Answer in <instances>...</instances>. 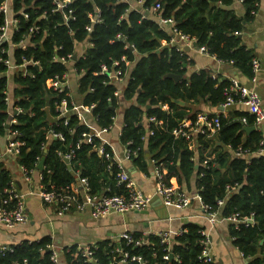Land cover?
Listing matches in <instances>:
<instances>
[{"label":"trees","instance_id":"obj_1","mask_svg":"<svg viewBox=\"0 0 264 264\" xmlns=\"http://www.w3.org/2000/svg\"><path fill=\"white\" fill-rule=\"evenodd\" d=\"M234 1L70 0L62 9L59 5L66 0H9L8 15L20 22L9 32L10 43L4 45L7 55L0 47V59L8 58L17 66L26 62L27 75L8 73L0 61V135L7 133L12 109L5 103L8 91L15 99L14 106L24 111L12 127L24 143L16 159L18 168L22 165L34 170L44 158L41 172L49 188L70 186L80 177L87 180L91 195L125 194V186L117 182L116 165L110 166L113 161L99 157L94 150L100 140L96 139L93 145L80 142L83 133L92 131L88 122L73 111L64 125L56 107L64 100H68L69 106L72 100L85 107L94 106L92 119L99 129L113 125L112 119L120 109L123 126L118 139L123 146L131 143L128 148L138 149L131 162L133 167L149 174L152 166L160 165L168 170L171 185H181L183 179L195 175L198 195L208 212H220L222 218L236 214L240 219L253 218V224L233 223L230 235L248 264H264V156L254 154L263 137L258 131L247 133L241 121L246 118L248 126H254L255 116L239 109L231 110L227 116L211 114L218 115L221 123L214 136L198 134L190 140L175 136L174 130L183 121L195 123L198 118L199 112L192 113L190 104L204 102L221 107L231 82L222 76L214 78L206 69L188 75L187 67L192 64L189 55L170 46L169 27L160 26L152 12L160 3L159 15L172 19L179 32L196 40V47H204L211 56L252 80L257 54L245 44L243 35L254 22L256 5L262 0H243L244 16L232 9ZM25 14L29 19L24 18ZM2 23L0 15V26ZM31 28H38V32L27 37ZM23 39L26 48L20 44ZM75 54L77 59L72 60ZM116 61L120 62L124 77L129 74L122 89L118 83L106 84L100 74L102 65L112 68ZM71 73L79 77V102L73 93L68 97V91L57 94L51 87L54 78ZM170 74L181 79L175 81L168 77ZM118 90L121 94L115 97ZM173 100L186 105L180 106ZM165 106L168 110L163 109ZM51 131L62 133L65 141L51 139ZM239 148L249 150L250 154L237 157ZM72 150L75 159L69 167L60 153ZM109 153L113 156L112 148ZM8 163L7 158L0 160V208L7 198L5 190L13 181ZM220 201L224 202L223 207ZM203 230L195 224L183 227L182 235L173 240L174 259L168 263L205 264L199 260ZM130 233L133 239L143 238L147 243L139 247L122 241L131 255L141 256L147 264L167 263L162 259L164 245L158 236ZM79 245L60 248L51 237L26 240L11 245L12 250L0 252V264H53L50 246L59 249L64 264L112 263V240L95 244L94 262L82 256Z\"/></svg>","mask_w":264,"mask_h":264},{"label":"built area","instance_id":"obj_2","mask_svg":"<svg viewBox=\"0 0 264 264\" xmlns=\"http://www.w3.org/2000/svg\"><path fill=\"white\" fill-rule=\"evenodd\" d=\"M8 2L9 0H3L2 4L0 5V15L3 16V23L0 26V47L2 49L1 52L3 54L5 53L6 55L7 51L5 50L4 45L10 43L9 32L20 22L19 18L8 15ZM241 2L243 3V0H241ZM69 3L70 0H66V3L59 5V7L64 9ZM161 8V4L158 3L155 5V7L152 8V12L153 14H155V16H157V21L160 26L169 27L168 30L172 34L170 46L176 48L177 51L180 52L186 51L185 49H191L192 46L194 47L196 40L179 32L175 28V22L172 19L162 18L159 15V11L161 10ZM24 18L29 19L28 14H25ZM97 22H99V20H97ZM14 30L17 31L18 28ZM37 32L38 28H31L27 37L34 36L33 34ZM26 38L24 37V39ZM24 39L20 44L23 45V48H26V46L24 45ZM196 48L199 52L210 55L204 47ZM71 59L73 60V58ZM63 60L65 61V59ZM0 61L3 62V64L7 67L8 73L13 72L14 74H16L18 72H21L23 76L27 75L26 62H24L23 65L17 66L14 65L8 58H1ZM123 61H126V59L124 58ZM218 61L221 64H225V62L221 60ZM34 65L37 66L36 63H34ZM119 65L120 62L116 61L113 63L112 68L106 65L101 66L100 74L105 77L106 84L119 83L125 79V73L122 71ZM253 70L255 74L260 70V62L257 58L253 60ZM69 76L70 74H65L62 78H59L58 76L54 78V80H52L51 82L52 90H54L57 94H63L68 91L69 94L67 95L68 97H71L72 95H70L71 93L69 91ZM213 76L214 78H216L219 75L213 74ZM230 82L231 83L229 88L226 89V100L221 107L226 109L238 105L239 107L244 108L246 112L255 116L256 122L254 126L258 128V126L264 120V108L261 96L256 91L243 86L237 79H230ZM120 94L121 92H119L118 90L114 95L115 97H118ZM14 102L15 99L10 96V93L8 91H5V103L12 109L10 111V118L6 127L7 133L6 135H4L6 136V148L4 152H0V160L3 158H15L16 160L17 156L21 152V148L24 146V143L18 139L19 132L12 128L13 126L18 124V118L22 113H24V111L22 108L14 106ZM56 109L59 113V118L64 121V125H67L69 122L68 116L71 112L74 111V113L80 114V119L87 121L86 114L92 115L94 106L85 107L80 105L79 103H76L74 100H72L69 106L68 100H64L61 105L56 107ZM112 120L113 125H111L109 128L98 129L91 126L92 131L89 133H83L80 142H87L88 144L93 145L96 139L100 140V143L98 145H94V150L98 153L99 157L104 158L106 161L112 160L113 163L110 164V166L116 165L119 170L117 182L119 185L123 184L125 186V194L110 195L107 193H102L98 196L91 195L89 193V185L87 180L81 179L80 177H77V179L81 180L83 184L81 188V190L83 189L82 193L73 186L74 183L66 187L59 188L52 186L51 188H49L46 183L43 182L44 179L42 176V172L38 170L39 163L37 164V168L34 170L28 169L22 165L19 166V171L21 172L26 182L29 184L32 183L35 174L39 175L41 189L40 191H36L35 193L30 194L38 196L45 205L55 207L59 215H64L71 210H75L81 213L88 212L95 218H101L113 214L125 215L131 212H143L148 210L152 203V197L145 194L139 188L126 168V163L132 162V159L137 155L138 149L134 150L128 148V146L132 145L131 143L127 144V147L123 146L125 150V157L123 158V160H116L115 156H112L109 153V148H112V145L103 136L104 134L111 133L114 129L116 117H114ZM151 121H154V119H151ZM241 121L245 126H248V120L246 118H242ZM220 127L221 123L218 115L211 116L210 114L201 113L198 115L195 123H192L187 119L183 121L180 128L174 130V134L176 137H183L188 140L197 136L198 134L208 133L212 137L216 134V132L220 130ZM121 132L122 129H120L118 138H120ZM149 135H152V133H149ZM50 138L58 139L62 142L65 141L64 135L55 131L50 132ZM260 145L261 147L256 153L258 155H263L264 141H262ZM235 154L237 157H242L245 155H249L250 152L249 150L239 148ZM60 156L63 161H65L67 166L71 167V162L73 159H75V151L72 150L65 154L60 153ZM165 174L166 170L162 169L160 165L159 167H154V176L156 179L155 194L161 198L163 205L166 207H175L179 209L188 207L191 204L193 198L185 193L179 185L168 184L165 179ZM15 185V182L12 181L9 185V188L5 190V193H7V198L4 199L3 206L0 208V225L8 229H14L20 225L26 224L29 220L27 207L25 204L26 196L20 193L15 188ZM197 199L201 202L203 210L208 212V207L202 203L199 195L197 196ZM219 205L223 206L224 202L220 201ZM208 213L211 215L210 221L215 222L218 212ZM222 219L237 224H253L254 222L253 218L240 219L237 214ZM182 233L183 230L155 232L154 235L158 236L161 239V244L164 245V254L162 256V259L165 262L171 261V256H173V240L174 238L181 236ZM201 236L203 237L201 241L203 249L199 256V260L205 264H215V258L210 250V240L207 231H201ZM122 241H127V244L131 243L134 244V246L139 247L147 244L143 238L137 240L133 239L132 233L130 232H124L123 234H120L118 238L112 240L114 248L111 250V258L113 259L111 264H147V260H144L141 256L131 255L130 252L123 247ZM50 248L53 250V254L51 256L53 264H59V249L54 246H50ZM94 248L95 244L79 245V250H81L82 256L90 262L95 261L93 251ZM7 250L12 249L7 245L0 247V252H4Z\"/></svg>","mask_w":264,"mask_h":264},{"label":"crops","instance_id":"obj_3","mask_svg":"<svg viewBox=\"0 0 264 264\" xmlns=\"http://www.w3.org/2000/svg\"><path fill=\"white\" fill-rule=\"evenodd\" d=\"M257 5L258 11L254 12V22L249 25L246 33L243 35L245 44L249 48L254 49L257 54V59L260 62V70L255 74L254 79H247L240 74L239 71L234 69L232 65L226 63L221 64L214 57L199 52L195 46H192L191 49L186 51L192 62V64L187 67V74L191 75L194 72L206 69L210 70L215 75L222 76L229 80L237 79L243 86L256 91L261 96L264 108V0ZM232 9L239 16H244L246 12L241 0H235ZM126 76L127 78L118 83L120 89H122L121 86H124L128 81L129 74H126ZM78 79L79 77L76 76L75 73L70 74L69 91L71 94L73 93L76 101L79 100L76 86ZM189 106L192 113L198 111L199 114L210 115L224 113V115L227 116L231 110L239 109L245 111L244 108L238 105L226 108L223 112L204 102L190 104ZM164 110H168V106H165ZM86 117L90 126L98 128L91 114H86ZM122 126L123 114L119 109L114 129L111 133L104 134L103 136L111 143L112 150L114 151L113 156H115L116 160H123L125 157L124 147L118 139ZM256 131L261 133L264 141V120ZM193 147L195 149V161L198 163L199 153L195 143ZM5 148L6 136H4V139L0 138V152H4ZM254 154L257 153L255 152ZM262 156H264V154ZM7 160H9L8 166L13 173V181L16 184L15 188L26 196L25 204L29 220L26 224L20 225L14 229H8L0 225V247L16 245L26 240H39L44 237H51L55 246L60 248L78 244L92 245L105 240H115L124 232L143 233L148 236L159 231L169 232L183 230V227L187 224H195L203 227L207 231L210 240V250L215 258V264H248L247 259L233 244V238L230 235L233 223L223 220L220 212H218L215 222H211V215L203 210L201 202L197 199L198 189L195 175L191 176L188 180L183 179L181 185H179L185 193L193 198L191 204L181 209L166 207L163 205L161 198L155 194L156 179L154 176V166L151 167L149 174H145L135 169L132 163H126L128 173L133 177L139 188L145 194L152 197L151 206L146 210L148 213L137 214L131 212L125 215L113 214L95 218L88 212L81 213L75 210H71L64 215H59L55 207L45 205L38 196L30 194L40 191L41 189L39 175L35 174L32 183L29 184L19 171L16 160L13 158L12 160L7 158ZM165 175L167 183L170 182L168 170H166ZM73 186L79 192H83V189L81 190L83 186L81 180L76 179ZM165 213H168V216H165ZM173 258L174 257L171 256V261ZM62 263L64 264L63 260ZM166 264L169 263L167 262Z\"/></svg>","mask_w":264,"mask_h":264},{"label":"water","instance_id":"obj_4","mask_svg":"<svg viewBox=\"0 0 264 264\" xmlns=\"http://www.w3.org/2000/svg\"><path fill=\"white\" fill-rule=\"evenodd\" d=\"M186 51H188L189 49H185ZM77 59V54H75L74 56H73V60H76ZM168 77H171V78H173L175 81H179L180 79H181V77L180 76H175V75H172V74H170V75H168ZM175 103H177V104H179L180 106H185L186 104H185V102H183V101H179V100H173ZM221 112H223L225 109L223 108V107H219L218 108ZM244 130L247 132V133H251V132H254V131H256L257 130V128L255 127V126H245L244 127ZM44 158H42V160L40 161V163L38 164V170L39 171H42L43 170V168H44ZM197 168V167H196ZM167 210V209H166ZM135 213H137V214H147L148 212L147 211H143V212H135ZM165 216H168V213L166 214H164Z\"/></svg>","mask_w":264,"mask_h":264},{"label":"rangeland","instance_id":"obj_5","mask_svg":"<svg viewBox=\"0 0 264 264\" xmlns=\"http://www.w3.org/2000/svg\"><path fill=\"white\" fill-rule=\"evenodd\" d=\"M0 138H2V139H4V136L3 135H0ZM62 257H60V260H59V264H61L62 263ZM63 264V263H62Z\"/></svg>","mask_w":264,"mask_h":264}]
</instances>
